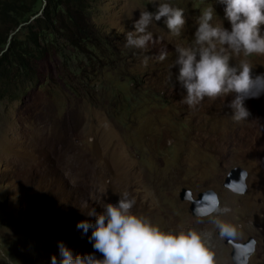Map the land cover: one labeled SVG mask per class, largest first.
<instances>
[{
  "label": "rangeland",
  "instance_id": "obj_1",
  "mask_svg": "<svg viewBox=\"0 0 264 264\" xmlns=\"http://www.w3.org/2000/svg\"><path fill=\"white\" fill-rule=\"evenodd\" d=\"M159 3L184 10L186 24L173 36L164 18L148 31L162 42L146 49L125 47L141 11ZM94 20L106 40L76 49L70 45L39 62V75L15 99H0V264H62L59 244L73 256L101 253L89 242L81 221L102 204H117L128 192L133 212L162 229L197 228L212 234L217 264H234L231 244L206 218L197 223L180 191L214 188L222 221L237 227L245 241L257 238L248 264H264V81H256L244 102L248 120L234 122L228 106L235 94L205 98L195 108L172 67L177 46L192 44L203 10L213 7V23L231 30L218 0H98ZM264 35V25L261 26ZM167 57L160 61V52ZM148 57L145 63V57ZM199 59V57H197ZM243 57L234 58L236 65ZM252 77L264 74V55L247 58ZM245 167L248 190L225 186L229 171ZM180 227V228H179Z\"/></svg>",
  "mask_w": 264,
  "mask_h": 264
},
{
  "label": "clouds",
  "instance_id": "obj_2",
  "mask_svg": "<svg viewBox=\"0 0 264 264\" xmlns=\"http://www.w3.org/2000/svg\"><path fill=\"white\" fill-rule=\"evenodd\" d=\"M225 5V18L231 23V30L222 23H213L215 10L208 7L197 19L192 44L175 48L177 58L172 67L179 65L177 80L186 90L180 103L195 108L207 97L224 98L235 94L228 105L233 110L234 122H243L250 116L245 100L251 98L250 90L256 81H264V74L252 77L253 66L247 59L254 55H264V0H218ZM173 36H179L186 24L184 10L168 3H159L155 12L141 11L134 21V31L126 33L125 47L146 49L162 42L154 39L148 31L152 21H160ZM243 57L234 66V58ZM167 52H160L158 59L165 60ZM199 57V59L197 58ZM148 57H145L147 63ZM246 186L233 185L232 190L242 195ZM136 204L128 192L120 193L117 204H102L104 211L97 214L92 208L88 215L96 216L95 223L81 221L77 227L85 233L91 229L89 242L95 251L102 254L97 259L94 254L76 255L59 244L62 264H217L212 242V234L197 228L171 231L162 229L146 216L133 212ZM230 211L221 207L215 194L205 197V203L197 209V223L207 218L223 238H237V227L222 221L219 217ZM56 264V257H52Z\"/></svg>",
  "mask_w": 264,
  "mask_h": 264
},
{
  "label": "trees",
  "instance_id": "obj_3",
  "mask_svg": "<svg viewBox=\"0 0 264 264\" xmlns=\"http://www.w3.org/2000/svg\"><path fill=\"white\" fill-rule=\"evenodd\" d=\"M98 0H0V99L21 97L39 62L70 45L106 40L93 18Z\"/></svg>",
  "mask_w": 264,
  "mask_h": 264
},
{
  "label": "water",
  "instance_id": "obj_4",
  "mask_svg": "<svg viewBox=\"0 0 264 264\" xmlns=\"http://www.w3.org/2000/svg\"><path fill=\"white\" fill-rule=\"evenodd\" d=\"M2 53V52H1ZM0 53V54H1ZM248 170L243 166L233 167L227 174L224 184L232 190L233 185L242 184L245 185V191L248 190ZM233 191V190H232ZM215 194L220 202L218 192L214 188H208L198 193L197 196L189 187H183L180 191V197L182 200L190 201V209L193 215H196L197 209L205 203V197ZM227 243L231 244V258L234 264H248L250 257L256 251L258 240L255 236L250 235L247 240L239 241L233 238H226Z\"/></svg>",
  "mask_w": 264,
  "mask_h": 264
},
{
  "label": "bare ground",
  "instance_id": "obj_5",
  "mask_svg": "<svg viewBox=\"0 0 264 264\" xmlns=\"http://www.w3.org/2000/svg\"><path fill=\"white\" fill-rule=\"evenodd\" d=\"M180 228V227H179Z\"/></svg>",
  "mask_w": 264,
  "mask_h": 264
}]
</instances>
